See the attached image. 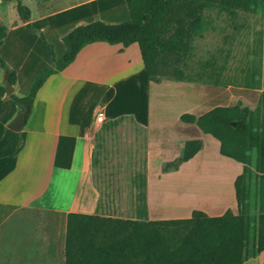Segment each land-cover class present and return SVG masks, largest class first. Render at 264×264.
<instances>
[{"label":"crops","instance_id":"crops-1","mask_svg":"<svg viewBox=\"0 0 264 264\" xmlns=\"http://www.w3.org/2000/svg\"><path fill=\"white\" fill-rule=\"evenodd\" d=\"M27 1L31 9L29 21L36 31L28 28L19 13L14 21H9L0 8V20L7 26L0 53L9 67L16 71L14 93L20 97L30 92L35 78L44 67L55 66L53 50L57 57L64 54L66 45L63 36L77 25L95 20L92 18L97 17L98 13L94 11L98 7L112 4V9H118L119 15H129L126 0H117L123 3L120 6H117L116 0H86L62 8L47 7L48 3L41 0ZM115 15L110 13L105 15V19L109 21L110 18H116ZM7 71L0 64V87L4 89ZM137 76L148 78L137 43L124 47L121 43L99 41L86 45L68 67L48 78L36 98L33 116L20 131L17 151L0 159V264H66L67 220L70 212L120 217L105 209L103 212L100 206L102 193L94 159L97 134L104 125V122H100L101 127L98 126L97 116L100 113L109 122L133 115L146 130L149 160L154 144L180 143L179 147L185 146L189 138L177 131L178 125L188 128L195 124L199 134L197 139L203 141V148L187 163L202 155L209 140H215L220 150V141L216 137L204 132L196 123L185 122L180 118L185 111L179 112L176 117V120L179 118L181 121L179 124L177 121L170 124L167 118L154 119L149 111L139 117L138 113L118 107L115 98L120 95V88L129 86ZM150 81L162 85L178 84L185 80L162 78L160 82ZM105 96L102 109L95 112L100 97ZM165 97L163 101L166 102L173 99ZM208 98L194 97L189 112L200 116L209 111L212 104L224 100L221 97ZM19 111L18 104L5 90L0 101V138ZM222 156L237 163L238 169H232L227 174L228 184L223 189L222 181L218 185V179L207 176L205 171L200 176L201 180L187 185L186 193L198 195L200 200L199 204L187 206L185 211L188 217L197 208L209 215L223 214L229 208L238 212L235 179L243 172V165L234 158ZM172 171L174 169L163 170L164 174ZM149 183L148 173L146 210L131 218H170L171 215L160 213L157 208L152 209ZM217 188L225 193L227 202L213 209L208 202L211 197L208 193L214 189L217 192ZM103 201L106 206L107 202ZM248 262L264 264V250L257 255L250 252L243 264Z\"/></svg>","mask_w":264,"mask_h":264},{"label":"trees","instance_id":"trees-1","mask_svg":"<svg viewBox=\"0 0 264 264\" xmlns=\"http://www.w3.org/2000/svg\"><path fill=\"white\" fill-rule=\"evenodd\" d=\"M264 3V0H261ZM259 0H126L129 19L111 23L95 19L77 25L63 36L66 51L60 57L52 51L55 66L44 67L26 96L10 95L19 109L32 114L36 98L48 78L63 71L79 52L93 42L123 44L137 43L148 78L160 82L162 78L186 80L182 68L192 55L193 42L210 27L206 14L209 8L233 12H254ZM18 13L30 30L36 31L30 20L31 9L18 0ZM7 29L0 25V46ZM45 39L44 34L41 33ZM51 45V44H50ZM53 48V45H51ZM1 66L10 71V80L16 83V71L11 69L0 53ZM256 88L255 86H249ZM0 87V101L4 94ZM264 101V93L262 94ZM249 106L241 104L218 106L200 116L184 112L180 118L196 123L204 132L220 141V153L234 158L243 165V172L235 179L238 212L227 209L220 215H209L194 209L186 218L140 219L70 212L67 220L66 264H243L252 254L264 250V197L261 213L249 216L248 194L243 186L249 175V155L246 150L257 148L263 160L258 169L264 174V125L255 130ZM26 119L25 125L29 119ZM120 121V117L112 120ZM244 145L236 153L228 143ZM20 143V132L6 129L0 138V159L14 154ZM203 148L201 139L186 141L183 153L167 162L163 170L179 169Z\"/></svg>","mask_w":264,"mask_h":264},{"label":"rangeland","instance_id":"rangeland-1","mask_svg":"<svg viewBox=\"0 0 264 264\" xmlns=\"http://www.w3.org/2000/svg\"><path fill=\"white\" fill-rule=\"evenodd\" d=\"M0 1L1 11L6 13L9 21H14L18 15V0ZM41 1L48 3L47 7L60 6L62 8L78 5L86 0ZM23 3L29 6L27 0ZM116 4L120 6L123 3L116 0ZM112 6L108 4L98 7L94 11L98 13L97 17L92 19L111 23L129 19L128 14L125 17L119 15L118 9H112ZM99 13H105V15L112 13L117 17L107 21L105 19L107 17ZM206 14L210 27L203 36L196 37L193 42V53L186 59L187 64L182 65L189 76L188 79L178 84L161 85L151 82L149 78L142 79V76H137V79L131 81L129 86L124 89L120 88V95L115 98L118 107H124V110H129L131 113H138L139 117L145 115L146 112L148 114L149 111L154 119L167 118L170 124L175 121L179 124L180 119L176 120L178 113L189 112L194 97L196 99L221 97L224 100L212 104L209 110L218 106H233L239 103L241 106H249L254 110L251 118L259 120V122L254 121V129L262 128L264 125L262 96L264 93V3L259 0L254 12L244 10L228 12L209 8ZM87 22L89 21L84 23ZM0 25L7 29L2 20H0ZM252 85L256 87L254 90L249 87ZM256 90L260 92V97ZM165 96L173 97V99L168 102L163 101ZM105 100L106 96L100 97L95 112L102 109ZM34 111L35 105L28 121ZM103 124L102 127L100 122L98 124L101 128L97 134L94 156L99 171L96 176L100 182L102 193L100 206L103 212L105 209L106 212L128 218L144 212L149 173L152 209L157 208L160 213L171 215L170 218H186L188 217L185 211L187 206L200 203L197 202L198 200L182 199L186 196L187 181L191 180L196 183L201 180L200 175L205 171L207 176L221 180L223 189L228 184L227 174L232 169H238L237 163L222 156L215 140H209L206 142V149L202 155L190 163H183L179 169L164 174L162 170L164 165L167 161H174L181 156L184 146L179 147L180 143L177 145L154 144L151 147V159L149 160L146 130L136 122L133 115L122 116L118 122L105 120ZM173 127L176 128V126ZM177 131L189 139H197L199 136L198 127L195 124L188 128L178 125ZM227 145L239 154L242 153L241 148L244 146L236 140ZM246 154L249 155L247 166L250 172L244 182L243 191L244 194H248L249 216L253 218L262 211L264 174L258 167L263 160L260 159L257 148L246 150ZM206 187L209 188L211 185ZM222 192H219V197L212 199L209 197L208 202L211 203L213 209L226 204L227 198ZM165 193H169L168 197ZM103 199L107 202L106 206L103 204ZM252 249L251 242L249 251L251 252ZM247 264H252V262Z\"/></svg>","mask_w":264,"mask_h":264},{"label":"water","instance_id":"water-1","mask_svg":"<svg viewBox=\"0 0 264 264\" xmlns=\"http://www.w3.org/2000/svg\"><path fill=\"white\" fill-rule=\"evenodd\" d=\"M5 79H6V82H5L6 94L11 95L12 93H14V84L10 80L9 71H7ZM28 116H29V109L27 107H24L22 110L19 111L18 115L8 125V128L13 131L20 132Z\"/></svg>","mask_w":264,"mask_h":264},{"label":"bare ground","instance_id":"bare-ground-1","mask_svg":"<svg viewBox=\"0 0 264 264\" xmlns=\"http://www.w3.org/2000/svg\"><path fill=\"white\" fill-rule=\"evenodd\" d=\"M201 176V175H200ZM215 177H213V179H214ZM194 182H192L191 180H189V181H187V185H189V186H191V184H193ZM218 185L221 183L220 182V180H218ZM187 190H188V188H186ZM166 192H168V191H166ZM187 192V191H186ZM219 192H220V189L219 188H217V192L215 191V189H214V191H211V192H209L208 194L211 196V197H217L218 195H219ZM168 194L169 193H165V196L166 197H168ZM198 195H188L187 193H186V196L185 197H183L182 199H186L187 201H190V200H198V201H200L199 199H198V197H197ZM197 201V202H198Z\"/></svg>","mask_w":264,"mask_h":264},{"label":"built area","instance_id":"built-area-1","mask_svg":"<svg viewBox=\"0 0 264 264\" xmlns=\"http://www.w3.org/2000/svg\"><path fill=\"white\" fill-rule=\"evenodd\" d=\"M97 121L98 122H104L105 121V117L102 113H100L98 116H97Z\"/></svg>","mask_w":264,"mask_h":264}]
</instances>
